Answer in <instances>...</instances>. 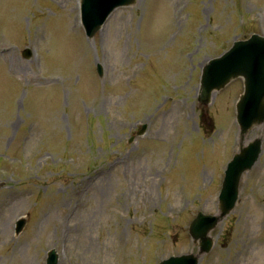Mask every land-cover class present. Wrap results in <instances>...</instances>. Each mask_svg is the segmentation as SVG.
<instances>
[{"label": "rangeland", "instance_id": "374dc122", "mask_svg": "<svg viewBox=\"0 0 264 264\" xmlns=\"http://www.w3.org/2000/svg\"><path fill=\"white\" fill-rule=\"evenodd\" d=\"M224 1L187 0L192 11L180 13V0H138L88 40L74 27L73 0H0V264H46L51 249L57 264H158L159 254L191 251L188 227L198 209L218 213L223 170L240 140L233 122L242 82L214 94L205 127L202 65L257 31L238 21L247 0H227V10ZM29 47L39 56L25 57ZM55 73L67 81L47 78ZM174 78L184 99L166 103L178 95ZM139 123L158 139L129 142ZM263 130L255 126L246 141ZM108 146L122 150L95 161ZM111 162L101 175L103 166L93 170ZM19 218L26 224L15 234ZM214 234L200 264H264V140Z\"/></svg>", "mask_w": 264, "mask_h": 264}, {"label": "water", "instance_id": "95a60500", "mask_svg": "<svg viewBox=\"0 0 264 264\" xmlns=\"http://www.w3.org/2000/svg\"><path fill=\"white\" fill-rule=\"evenodd\" d=\"M84 3L86 5H90L91 1L84 0ZM252 42L254 43V45H256L258 54L257 66L253 76L261 79L262 77H264V39L258 36H253ZM240 47V44H236L234 48L238 51L240 50ZM229 56L230 53L227 54V57ZM254 64V61L245 56L236 57L235 61L233 62L230 74L223 81L215 84L214 86H210L206 83L205 85H203V96L208 98L210 95V91H212L213 88L216 87L217 89H220L238 76L244 75L247 79H249L251 77L249 67L251 66L252 68ZM207 73L208 70H205L202 80L203 84ZM246 86V93L243 96L242 102H240L239 104L240 109L238 113V120L243 135L246 134L255 124L261 123L264 120V80L262 82L263 97L256 101L255 110L251 114H247L243 109L244 102L248 100L250 96L249 93L251 92V86L248 85V83H246ZM260 149L261 140H256L254 143H251L248 146H241V152L238 153L230 162L226 178L224 180L221 196L223 214L230 212V210L234 208L239 196V184L242 174L254 165L260 153ZM217 220V217H210L208 219L200 218L198 220H195V222L191 226L192 235L195 239L200 240L201 253L209 252L213 246V238L210 237L208 233L212 228L215 227ZM23 224L24 221L19 224L18 230L22 228ZM197 262L198 257L186 256L183 259L169 261L166 264H197ZM48 264H56V255L54 252L51 253Z\"/></svg>", "mask_w": 264, "mask_h": 264}, {"label": "bare ground", "instance_id": "6f19581e", "mask_svg": "<svg viewBox=\"0 0 264 264\" xmlns=\"http://www.w3.org/2000/svg\"><path fill=\"white\" fill-rule=\"evenodd\" d=\"M257 66V65H256Z\"/></svg>", "mask_w": 264, "mask_h": 264}]
</instances>
